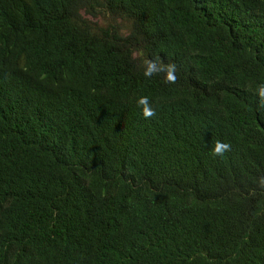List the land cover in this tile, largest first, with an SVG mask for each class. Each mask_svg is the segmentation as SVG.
<instances>
[{"label": "trees", "instance_id": "obj_1", "mask_svg": "<svg viewBox=\"0 0 264 264\" xmlns=\"http://www.w3.org/2000/svg\"><path fill=\"white\" fill-rule=\"evenodd\" d=\"M261 83L264 0H0V264H264Z\"/></svg>", "mask_w": 264, "mask_h": 264}, {"label": "clouds", "instance_id": "obj_2", "mask_svg": "<svg viewBox=\"0 0 264 264\" xmlns=\"http://www.w3.org/2000/svg\"><path fill=\"white\" fill-rule=\"evenodd\" d=\"M176 65L174 63H163L156 59H148L145 61V76L151 77L156 74H163L167 82L174 83L176 81ZM256 95L259 98L258 107L264 112V83L257 86ZM137 106L142 109L143 116L147 118L153 117L155 109L151 106L149 98L147 96H140L137 99ZM231 150V145L226 142L217 140L213 148V155L223 156L225 152ZM259 184L264 187V177L259 179Z\"/></svg>", "mask_w": 264, "mask_h": 264}]
</instances>
